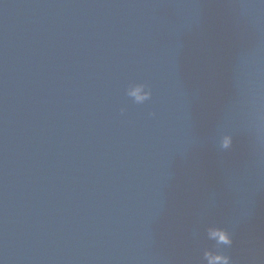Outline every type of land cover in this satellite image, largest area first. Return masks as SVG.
I'll use <instances>...</instances> for the list:
<instances>
[{
    "label": "water",
    "instance_id": "95a60500",
    "mask_svg": "<svg viewBox=\"0 0 264 264\" xmlns=\"http://www.w3.org/2000/svg\"><path fill=\"white\" fill-rule=\"evenodd\" d=\"M0 188L21 264H264V0H0Z\"/></svg>",
    "mask_w": 264,
    "mask_h": 264
},
{
    "label": "clouds",
    "instance_id": "9594fccd",
    "mask_svg": "<svg viewBox=\"0 0 264 264\" xmlns=\"http://www.w3.org/2000/svg\"><path fill=\"white\" fill-rule=\"evenodd\" d=\"M128 95L134 98V102L137 104H143L145 101L151 99V89L146 90L145 85H139L129 90ZM121 109V113H123ZM150 115H154L151 113ZM227 146V142H225ZM208 237L210 240L215 241L214 250H204L203 261L206 264H233L230 256L225 255L221 249L229 248L232 245V237L229 231L226 229H212L209 231Z\"/></svg>",
    "mask_w": 264,
    "mask_h": 264
}]
</instances>
